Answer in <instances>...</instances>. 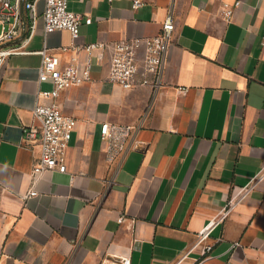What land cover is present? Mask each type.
Returning <instances> with one entry per match:
<instances>
[{
	"label": "crops",
	"instance_id": "0c3cea01",
	"mask_svg": "<svg viewBox=\"0 0 264 264\" xmlns=\"http://www.w3.org/2000/svg\"><path fill=\"white\" fill-rule=\"evenodd\" d=\"M142 1L68 0L79 42L152 36L172 11L174 43L158 91L112 83L109 53L93 57L91 79L58 98L77 121L68 170L44 173L27 198L40 146L23 127L37 123L41 56L1 68L0 264H264V0ZM37 6L27 49L59 52L71 34H45ZM104 122L141 123L137 147L111 158Z\"/></svg>",
	"mask_w": 264,
	"mask_h": 264
},
{
	"label": "built area",
	"instance_id": "2783aa9c",
	"mask_svg": "<svg viewBox=\"0 0 264 264\" xmlns=\"http://www.w3.org/2000/svg\"><path fill=\"white\" fill-rule=\"evenodd\" d=\"M39 0H0V70L8 57L13 54L38 53L41 56L38 74V101L32 109L37 123L23 127L24 141L37 142L40 154L32 172V189L25 198L36 195L35 184L41 176L50 171L66 172L67 146L77 121L66 114L58 98L69 86L80 85L91 79L93 57L102 63L105 55H110L109 81L123 88L150 86L158 91L163 85V72L166 58L174 40L176 23L170 11L161 25L160 31L152 36L128 37L111 42H79L81 15L70 10L68 0H43V24L45 34L66 29L71 34V42L56 48L45 43L41 49L29 50L27 46L37 29ZM240 1L225 3L223 15L231 20ZM143 5L142 0H133V7ZM87 23L91 18L86 19ZM43 83H51L42 89ZM43 97L45 100H39ZM141 123H111L101 125L102 139L108 143L111 158H123L132 148ZM120 222L124 220L121 216ZM205 235H201L200 243ZM212 244L205 246L210 250ZM115 264H131L130 259L122 258Z\"/></svg>",
	"mask_w": 264,
	"mask_h": 264
},
{
	"label": "rangeland",
	"instance_id": "374dc122",
	"mask_svg": "<svg viewBox=\"0 0 264 264\" xmlns=\"http://www.w3.org/2000/svg\"><path fill=\"white\" fill-rule=\"evenodd\" d=\"M1 29H2V25L0 24V32H1Z\"/></svg>",
	"mask_w": 264,
	"mask_h": 264
}]
</instances>
